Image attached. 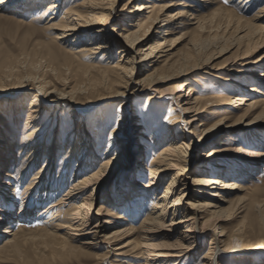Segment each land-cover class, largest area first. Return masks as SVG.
<instances>
[{
    "label": "bare ground",
    "instance_id": "1",
    "mask_svg": "<svg viewBox=\"0 0 264 264\" xmlns=\"http://www.w3.org/2000/svg\"><path fill=\"white\" fill-rule=\"evenodd\" d=\"M24 1L0 0V13L14 9L18 18L29 15L34 25L43 23L52 41L64 47L62 67L77 65L89 96L99 98L98 104L118 98L123 102L117 129L107 135L102 129L106 111H99L100 106L89 113L80 108L74 99L79 98L81 84L66 91L67 78L57 68L51 71L64 80L62 89L48 79L39 88L25 89L28 80L17 77L14 93L1 91L0 120L5 127L9 112L15 121L18 114H28L27 132L22 131L15 142L0 123V264L20 261L29 241L43 248L52 263L89 259L93 264H133V259L139 264H223L242 246L253 245L246 237L255 230L247 227L249 221L252 226L260 224L264 233L263 206L249 184L264 181V132L250 131L264 123V0H228L225 8L219 6L221 0ZM122 2L119 27L110 31L107 22ZM219 21L228 24L227 41L239 51L246 50L243 59L260 58L242 63L237 75L243 77L238 81H225L243 83L230 106L244 115L235 123L224 119L226 124L211 126L209 115L217 102L200 96L196 81L190 78L206 71L223 80L224 68L213 65L219 43L203 47L217 40L212 36ZM186 42L192 50L183 53L180 47ZM14 71L10 65L5 67L0 88ZM167 77L185 81L170 97V125L154 130L133 116L136 110L129 114V102L147 94L149 108H155L164 101L156 89ZM50 104L57 111L62 107L63 117L69 119L63 140L56 130L49 139L39 133L43 119L34 124ZM248 116L255 119L246 127L243 122ZM85 119L90 123L84 129ZM223 124L234 132L246 129L241 135L249 148L230 150L224 141H212ZM129 125L138 137L127 153L122 136ZM196 147L203 151L191 161ZM126 154L132 161L124 171L120 162ZM151 154L153 162L148 166ZM120 173L118 181L99 197L95 189L99 192L113 174ZM17 175L18 187L25 184L22 195L11 191ZM190 176L194 177L191 183ZM96 203L98 210L93 212ZM243 215L236 230L226 227ZM210 234L211 246L201 256V240ZM234 262L264 264L259 258L234 259L230 264Z\"/></svg>",
    "mask_w": 264,
    "mask_h": 264
},
{
    "label": "rangeland",
    "instance_id": "2",
    "mask_svg": "<svg viewBox=\"0 0 264 264\" xmlns=\"http://www.w3.org/2000/svg\"><path fill=\"white\" fill-rule=\"evenodd\" d=\"M28 1L30 2L38 1L39 2L41 0H25L24 2H26L27 4H30L28 3ZM124 3L125 2L119 3L114 8L115 13L107 22L108 30L114 31L118 29L119 20L117 17L120 16L121 14L120 11L122 10ZM220 3L221 4L219 6L224 7V8L229 5L228 0L227 2L226 0H221ZM14 7H16V5H14ZM251 16L253 15L250 14L248 17H251ZM29 18H30L29 15L27 16L25 15V17H21V18L16 17L14 9L9 10L8 12L0 13V76L5 71V67L7 65L14 67L15 71L17 70L16 72L14 71V76L12 78L6 79V84L4 88H0V93L1 91L4 94L14 93L15 87H16L14 85L16 82L15 78L17 77L23 78L24 82L28 80L27 85L24 86L25 89L39 88L40 82L43 80L46 81L47 79H48L47 80L48 82L54 81L57 87L62 89L64 80H62L60 77H58L57 79L55 77L56 72L51 71L53 68L54 69L57 68V71L60 73V75L67 78L66 82H67L68 89L66 88V91L70 92L72 89L76 88L77 85L80 86L81 84L82 88L81 90H78L79 92L77 95L79 96V98L76 97L74 99L75 101L78 102L77 103L78 106L82 109L84 108L88 109L87 110L88 113L92 112L95 108L100 106L97 109L99 111L100 110L106 111V114H107L106 122L103 125L102 129L106 130L107 135L115 131L117 129V123L120 118L119 117V111H120L119 104L120 102H123V98H120V99L118 98L115 100L113 99L111 101H103L100 104H98L99 98H97L96 96H92V97L89 96L87 88H86L88 86L82 85V83H84L83 75L79 72V69L76 68L77 65L74 63L72 64L70 63L68 65L69 68L67 67L65 69L64 66H63L64 68L62 67L64 47H61L62 45L60 46V43H54L52 41V36L43 30V27H42L44 26L43 23L34 25L33 23L30 22ZM227 25L228 24H226V22L219 21V23L215 25L214 34L212 36L213 39L216 38L217 40L215 41L211 40L203 44V47L210 46L212 48L211 46L212 44H215L217 42L219 43V45H215L216 50L218 48L217 54L219 53V55L216 56V60L214 61L213 65L224 68V71L222 72V75H221L223 76L222 78L223 80H219L213 75L205 74L206 71L203 73L201 72L196 73L190 78V81L192 82L196 81V83L194 82L193 83L198 89L196 90L198 91L197 93L200 94V96L203 95L202 97H204L205 99L213 98L215 99V102H217L215 104L216 106L212 108L210 115H209V118H211V126H215V124L220 123L222 121L224 122V119L226 120L233 119V121H230V123L232 124V123H235L240 117L244 115L243 111L233 110L230 106L232 102V98H234L235 94L237 93L236 92L237 90L239 89L241 90L243 83L239 85L236 82V84L234 83L235 85H233L225 81H229V80L238 81V79L243 77V75H240V76L237 75V73L243 69L241 68L242 63L247 62V61L255 62L259 60L260 58V57H256V58L254 57V58L243 59L245 55L244 51L246 50L239 51L238 46L236 47L235 45H233L232 42L227 41L228 39H226V36H230V33L229 35H227L228 33L225 34L226 32L225 29ZM223 49H226V51L222 52ZM180 50H182L183 53H188L192 50V47L188 46V42H186L180 47ZM115 52L116 54H119V49L116 48ZM34 63H39V64L41 63V65L39 66H41L42 68L39 67L38 65H35L36 67L31 65ZM77 63H80V62L77 61ZM71 70L72 72H70ZM142 74H143V70L142 72H140V74L137 77L141 76ZM212 74H215V73H212ZM184 81L185 80H180V81L171 80L169 77H167L166 79H164V81L161 82V84L158 85L156 89L157 94H158L157 96L163 99L164 101L158 102L157 105L155 104V108L154 107L149 108L148 99L151 96L147 94L141 95V97L138 100L134 99V101L131 100L132 102H129V106L132 108L130 109L129 114L131 115L132 111L136 110L137 113L136 115H133V116L140 117V119L143 120L142 123L148 124L150 128H153L154 130L166 128L167 126L170 125L169 119L172 117V114H173L172 103H171L170 97L172 95V92ZM78 88L79 87H77L76 89ZM24 99H25V96H24ZM4 102H8V100ZM47 106L49 108L48 112H46L47 114L44 113L42 117L39 116L41 119L38 120L34 124L38 125L39 122L43 119L44 123L42 122L41 127H39L40 132L39 131L38 132L46 133L45 136L48 135L49 137L47 139H49L51 136H53V133L56 130L58 131V136H60V140H63L64 135H65L63 131L69 129V126H70L69 119H67L66 116L63 117V114L61 113L63 111L62 107L59 108V110L57 111L54 108V104H50ZM61 106H64V105H61ZM156 106H161V108L156 107ZM0 109H1V106H0ZM8 114H10V118L7 117L6 127H5V124H4L5 122L3 121V119L0 120L2 121L0 123H2L1 127L4 130L5 129L7 130L5 133L9 137V139L15 142L19 140V137L21 136L22 131L25 134L27 132V130L25 129L26 127L25 122L27 121L26 119H27L28 113L24 111L21 114H18L16 121L12 118L11 112H9ZM89 116L91 115H88V117ZM146 117L147 119L145 120ZM62 118H64L63 119L64 121H62ZM254 119L255 117L248 116L243 122V126L248 127V125L251 124L254 121ZM88 123H90V121L88 122V119H85L84 123H82L81 126H83L85 129ZM84 124L86 126H84ZM224 124L226 123L224 122ZM224 124L222 125V128H221L222 130L220 129L221 131L217 134L218 136L212 138L213 139L212 141L222 140L224 141V145L227 146L226 148L230 150L249 148V146L245 145V143L249 144V142H246L245 137L241 135L243 133L245 134L246 129L239 128L240 129V130L238 129L239 131L234 132V130H231V129L226 130L225 128H223L226 126ZM43 129L45 130L43 131ZM250 131L255 132V133L264 132V123L262 124V126H259L257 129L253 128V129H250ZM137 137H138L137 131H135L134 126L129 125L128 128L124 129V133L122 136V142H124L125 144L124 148L127 151V153L131 151V148L134 145V139H136ZM49 147L50 146L47 145L45 149L49 150L50 149ZM202 151L203 150H200L199 148L193 150V152L190 155L191 161L193 160L195 161L200 156ZM122 157L123 158L121 159L120 166L122 167V170L126 171V169L130 166L132 159H131V156L128 157L127 154L126 156H122ZM153 157H154L153 154H151L150 157L148 158L149 159L147 160L148 166H150V164L153 162ZM232 159L234 161H242V159H239V158H232ZM96 165H97L96 166V170H97L101 165V160ZM195 165L196 164H194V166ZM174 174H175L174 172L170 173L168 178L165 180V183H164L165 186L168 184L170 177ZM121 175L122 173H120L119 175L113 174L111 176L110 183L108 182L107 185L104 188H102V190L97 192L98 189H95V192L98 193V196L99 197L104 196L105 192L109 190L111 186L116 183V181H118ZM32 176L33 174L30 173L28 175V180L29 179L32 180L33 178ZM146 176L149 178L150 177L149 173L146 174ZM18 177L19 176L17 175L15 179L16 182H14V186L11 188V191L12 190L14 191L16 189L18 191H21L20 195H22L25 193V192L24 193L22 192V191H25L23 190V188L25 187V184L21 185L22 184L21 183L20 187H18V183H17ZM193 178H194L193 176L189 177L190 183L191 181H193ZM146 181H147V178H146ZM249 184L252 189L257 191L258 200L260 203H262L263 212H264V181L259 182L257 180L256 181L253 180ZM190 188H191L190 191H192L190 194L193 195L194 187L190 186ZM18 191L16 192L19 193ZM189 202H191V200ZM98 205H99L98 203L94 204L93 212H95V210H98L97 208ZM245 215L240 216L239 217L240 219L237 217L238 219L236 218L230 224L226 225V227L231 231L236 230L238 227H240L241 223L243 222L241 218H243ZM247 227L255 228V230L250 231L251 232L250 235H246V237L252 242L253 245L242 246L238 253H236L235 255H232V257L230 258L226 257L224 260L225 262L223 264H230L231 261L234 259L250 260V259H256V258H259V261L261 260L264 263V259H262V257L264 258V233H262L261 225L257 223L255 226H252V224L250 225V221H249V225H247ZM32 229H35V227L33 226ZM183 229L184 228L180 229V231H182ZM211 239H212V235L210 234L208 236H204V238L201 240L202 241L201 256L205 255L206 252L209 250L211 246ZM43 252H44L43 248L38 246L35 241H29V243L24 249L23 257L21 258L22 261L15 259V261L8 262L7 264H29V263H26L28 260H32L33 264H41V263L42 264H93V262L89 259L74 260V261H69V262H63L57 259V260H54V263H52L53 260L51 259L50 255L49 254L46 255ZM132 261H133V264L140 263V261L136 259H133ZM234 264H237V263L234 262Z\"/></svg>",
    "mask_w": 264,
    "mask_h": 264
},
{
    "label": "snow or ice",
    "instance_id": "3",
    "mask_svg": "<svg viewBox=\"0 0 264 264\" xmlns=\"http://www.w3.org/2000/svg\"><path fill=\"white\" fill-rule=\"evenodd\" d=\"M226 2H227V0H226Z\"/></svg>",
    "mask_w": 264,
    "mask_h": 264
}]
</instances>
